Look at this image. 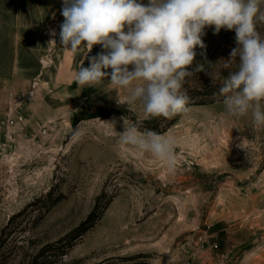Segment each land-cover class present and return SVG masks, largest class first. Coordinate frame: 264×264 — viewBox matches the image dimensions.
Instances as JSON below:
<instances>
[{"label":"rangeland","instance_id":"obj_1","mask_svg":"<svg viewBox=\"0 0 264 264\" xmlns=\"http://www.w3.org/2000/svg\"><path fill=\"white\" fill-rule=\"evenodd\" d=\"M61 8L0 0V264H264V126L213 95L235 31L205 29L195 62L219 79L186 80L199 105L150 117L107 80L76 85L103 49L61 47ZM122 116L171 138L174 168L121 144Z\"/></svg>","mask_w":264,"mask_h":264},{"label":"clouds","instance_id":"obj_2","mask_svg":"<svg viewBox=\"0 0 264 264\" xmlns=\"http://www.w3.org/2000/svg\"><path fill=\"white\" fill-rule=\"evenodd\" d=\"M262 4L264 0H62L60 45L73 53L82 48L88 53L94 45L103 49L96 56L84 55L89 66L83 67L81 60L74 76L78 87L95 88L107 80L127 91L123 100H116L118 105L131 110L139 103L146 116L171 118L188 111L190 98L183 90L188 78L206 72L212 81L219 79L210 71L215 63L195 62L196 48L206 49L205 29L212 27L214 35L234 30L236 47L224 61L225 68L233 63L237 68L222 78L213 95L222 98L228 115H251L253 125L261 127L264 35L257 24L264 23ZM49 34L56 36L55 30ZM109 68L110 73L105 71ZM120 120L123 131L116 132L121 144L174 168L171 138L144 128L142 121L130 122L126 116ZM108 123L115 129V119Z\"/></svg>","mask_w":264,"mask_h":264},{"label":"trees","instance_id":"obj_3","mask_svg":"<svg viewBox=\"0 0 264 264\" xmlns=\"http://www.w3.org/2000/svg\"><path fill=\"white\" fill-rule=\"evenodd\" d=\"M194 102H191V100H189V103H188V105L187 106H191V105H199V104H193ZM178 116H179V114H178Z\"/></svg>","mask_w":264,"mask_h":264},{"label":"bare ground","instance_id":"obj_4","mask_svg":"<svg viewBox=\"0 0 264 264\" xmlns=\"http://www.w3.org/2000/svg\"><path fill=\"white\" fill-rule=\"evenodd\" d=\"M45 64V63H44ZM46 65H47V63H46Z\"/></svg>","mask_w":264,"mask_h":264}]
</instances>
